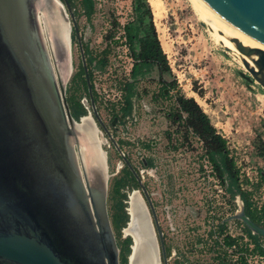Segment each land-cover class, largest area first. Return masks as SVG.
<instances>
[{"label": "rangeland", "instance_id": "obj_1", "mask_svg": "<svg viewBox=\"0 0 264 264\" xmlns=\"http://www.w3.org/2000/svg\"><path fill=\"white\" fill-rule=\"evenodd\" d=\"M78 1L72 0L75 6ZM94 1L95 12L90 19L76 7L72 12L90 95L110 135L109 138L99 128L105 143L108 174L106 206L119 264H128L131 252L132 240L122 234L129 218V196L133 191L142 194L120 153L149 193L166 244V234H172L170 246L177 257L186 242L178 226L182 217L180 207H185L187 227L194 224V212L202 207L204 212L208 209L207 213L211 210L219 213V221L230 214L229 209L234 214L240 209L245 215L248 211L264 228V89L243 79L242 74L250 75L240 54L231 53L216 41L211 24L203 19L192 0H152L157 8L147 0L165 64L143 69L132 80L134 62L126 37L129 25L137 27L132 0ZM134 48L138 50L139 43ZM71 54L72 74L65 94L70 112L78 113L73 117L78 121L81 111L91 112V101L73 30ZM100 60L106 61L104 69L99 67ZM131 82L133 95L124 114L126 83ZM179 96L194 99L226 141L228 157L238 170L240 186L248 194L247 210L239 197L233 198L229 193L226 176L222 184L201 141L176 118ZM119 204L127 216L123 228H120L123 221ZM205 226L203 240L208 230ZM225 228V235L229 234V238L233 235L234 248L221 241H204L201 264L222 261L231 264L232 255L233 264H264V255L259 254L253 240L248 241L246 227L240 221L228 222ZM257 243L264 250V237H259ZM175 258L176 255L172 263Z\"/></svg>", "mask_w": 264, "mask_h": 264}, {"label": "water", "instance_id": "obj_2", "mask_svg": "<svg viewBox=\"0 0 264 264\" xmlns=\"http://www.w3.org/2000/svg\"><path fill=\"white\" fill-rule=\"evenodd\" d=\"M58 1L69 27L68 44L62 47V57L51 62L34 8L39 0H0V264H119L106 206V157L97 161L98 168L93 160L86 162L80 157L78 121L71 115L65 94L69 75L55 77L65 58L72 71L73 30L88 84L75 17L67 0ZM201 1L247 46L233 40L237 51L256 57L251 67L242 60L250 75L242 77L264 89V0ZM88 92L92 120L105 129L89 84ZM120 154L150 208L166 264L162 233L149 195ZM143 206L156 263L161 264L150 215ZM230 219L264 237V228L242 209Z\"/></svg>", "mask_w": 264, "mask_h": 264}, {"label": "bare ground", "instance_id": "obj_3", "mask_svg": "<svg viewBox=\"0 0 264 264\" xmlns=\"http://www.w3.org/2000/svg\"><path fill=\"white\" fill-rule=\"evenodd\" d=\"M192 1L195 4L194 6L197 7V10L202 14L203 19H206L211 24L212 35L216 38V41L221 43L225 49L230 50L231 53L234 51L240 54L233 40L247 47L203 4L201 0ZM151 4L153 7H156L152 0ZM34 8L36 10V17L40 23L48 56L52 62V59L55 60L58 59L59 56L62 57L60 52L62 47L68 44L69 27L63 14L62 6L58 0H39V3L35 4ZM240 58L245 60L251 67L253 66L251 60L256 57H246L240 54ZM70 59L72 64V56ZM58 66V72L54 70L56 72V79V74L58 77H63L64 74L66 76L69 75L70 78L72 71L70 72L68 58H65L64 62ZM75 127L78 131V138L81 145L79 148L80 157L82 160L83 158L84 160H93V162H96V168H98L97 161L100 162L106 157V153L103 150L105 143L97 125H95L92 120L90 111H88L86 116H82L78 119V124H76ZM76 154L78 156V153ZM127 204L129 218L126 227L122 229V234L132 239L128 261H130V264H157L155 243L152 238L151 227L140 194L137 191H133L129 196Z\"/></svg>", "mask_w": 264, "mask_h": 264}, {"label": "trees", "instance_id": "obj_4", "mask_svg": "<svg viewBox=\"0 0 264 264\" xmlns=\"http://www.w3.org/2000/svg\"><path fill=\"white\" fill-rule=\"evenodd\" d=\"M67 2L71 9H75L76 7V9H79L80 13L87 19H90L95 12L94 0H79L76 6L73 4L72 0H67ZM132 4L133 11L136 14L137 27L133 28L132 25H129L127 27L126 37L130 43L131 58L134 62L131 71V79L134 80L141 74L143 69L149 70L152 66H163L165 64V57L155 33L151 8L148 5V1L132 0ZM140 34L142 37H140ZM136 42L139 43L138 50L134 48ZM98 64L100 69H104L106 61L100 60ZM164 68L167 69V66L165 65ZM132 83L133 82L126 83L125 99L127 103L123 109L124 114H126L129 109V100L133 95ZM176 106V118L184 123L185 127L201 141L206 149L209 162L212 163V169L218 174V178L222 181V184L224 183L223 177H227L229 181V193H231L233 198L239 197L247 210L250 206V203L248 202V194L243 191L240 186L238 170L236 169L233 160L228 157L226 141L216 132L215 128L211 125L208 116L202 111L201 107L194 99L179 96L176 98ZM85 112L81 111V113H79L80 117L84 116ZM77 114L78 113L75 112L71 113L74 118L77 117ZM119 211L122 215L123 221L120 228H123L127 222V216L123 210L122 204H119ZM246 216L259 226V224L253 220L252 216L249 215L248 211ZM245 230L249 238L255 242L259 254L264 255V250L257 243L259 237L251 234L248 229L245 228Z\"/></svg>", "mask_w": 264, "mask_h": 264}, {"label": "flooded vegetation", "instance_id": "obj_5", "mask_svg": "<svg viewBox=\"0 0 264 264\" xmlns=\"http://www.w3.org/2000/svg\"><path fill=\"white\" fill-rule=\"evenodd\" d=\"M87 113H88V111H87ZM90 113H91L92 118H94V116L92 115V111ZM84 116H86V115H84ZM95 123H96L98 129L100 128L107 136L109 135V133H108V131H107L105 126H104L105 129H103L98 124V122L96 120H95ZM106 131H107L108 134L106 133ZM113 142L114 141H112V143ZM122 159H123V157H122ZM134 178H135V176H134ZM139 179H140V177H139ZM135 180H136V178H135ZM148 195H149V193H148ZM140 196H141L142 202L144 203V205L146 206V208H147V210L149 212L150 223L152 224V227H153V230H154V233H155L158 245H159V255H160V259H161V264H163L162 257H161V252H160L159 238H158V234H157V231H156V226H155V223H154L153 216L151 215L150 208H149V206H148V204H147V202H146V200L144 198L143 193L140 194ZM149 198H150V195H149ZM150 201L152 203L151 198H150ZM152 206H153V203H152ZM153 209H154V212H155V215H156L158 226H159L160 231L162 233V230H161V227H160V224H159L158 217H157V214H156L154 206H153ZM229 210H230V214L227 215L226 218H224L221 221H219L218 220V218L220 216L219 213H215L214 210H211V211H209V213H207L208 209H205V211H207V212H204L202 207H200L194 212V218H193L194 224H190V226L187 227L186 226V224H187V221H186L187 220V215H186L185 207H180L179 215L182 216V217H181V219L179 221V225L178 226L180 228V232L183 233L182 234L183 235V239L186 242L184 243V250L180 254V257H177V253L175 251L172 252V249H171V246H170L171 245L170 243H171L172 234H168L166 232L167 233L166 237H168V239L166 238V241H167V244H166L165 241H164L163 233H162L164 249H165V254H166V264H192L193 262H194V264H201V261H202L201 257H202V252H203L202 251V249H203V244L202 243L204 241H206V242L207 241H209V242L210 241H212V242L221 241V243H224L225 246H227V247L232 246V248H234V244H232V242L234 241L233 240L234 239L233 235H231L230 236L231 238H229V236H228L229 234H226V235L224 234L226 232V228H225L226 224L228 222L234 221V220L230 219L234 215L233 210L232 209H229ZM168 219H169V221H171L170 217H168ZM171 225L172 224H170L169 226L171 227ZM204 226L207 227L208 230H207V232L205 234V239L203 240V235H202L203 230L202 229H203ZM170 230H175V229L170 228ZM247 237H248V241H249V236H247ZM247 247H249V244H248V246L247 245L245 246V249ZM130 251H131V249H130ZM231 253L233 254V250H231ZM174 255H176V258L173 259L174 262L172 263L171 260H172V257ZM231 257H232V263L231 264H233V262H234L233 257L234 256L232 255ZM128 259H129V257H128ZM128 264H130V261H128ZM220 264H230V262L228 261V263H225V262L222 261Z\"/></svg>", "mask_w": 264, "mask_h": 264}]
</instances>
